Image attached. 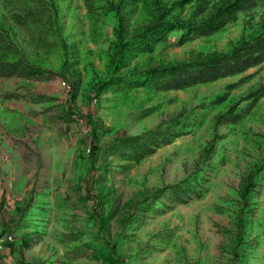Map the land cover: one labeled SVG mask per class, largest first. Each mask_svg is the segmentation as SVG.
Here are the masks:
<instances>
[{
  "label": "rangeland",
  "instance_id": "obj_1",
  "mask_svg": "<svg viewBox=\"0 0 264 264\" xmlns=\"http://www.w3.org/2000/svg\"><path fill=\"white\" fill-rule=\"evenodd\" d=\"M232 2L0 0V59L39 69L0 78L1 264H264V61L149 79L264 30V0L174 26Z\"/></svg>",
  "mask_w": 264,
  "mask_h": 264
},
{
  "label": "trees",
  "instance_id": "obj_2",
  "mask_svg": "<svg viewBox=\"0 0 264 264\" xmlns=\"http://www.w3.org/2000/svg\"><path fill=\"white\" fill-rule=\"evenodd\" d=\"M257 1L234 0V2L225 5L219 13L212 14L204 21L197 23H176L174 26L186 31L189 30L192 34L206 36L220 30L230 21L235 20L240 11L250 10L256 5ZM192 36L188 35V39ZM263 61L264 30L248 39L242 40L228 53L207 59L175 64L167 67L165 70L162 69L157 70L156 73H150L149 79L156 89H179L198 83L213 81L221 77L236 75L248 68L261 64ZM38 71V67L23 60L7 61L0 59V78L12 76L33 78L37 76ZM151 152L149 151L148 153Z\"/></svg>",
  "mask_w": 264,
  "mask_h": 264
},
{
  "label": "built area",
  "instance_id": "obj_3",
  "mask_svg": "<svg viewBox=\"0 0 264 264\" xmlns=\"http://www.w3.org/2000/svg\"><path fill=\"white\" fill-rule=\"evenodd\" d=\"M10 237V236H9ZM1 264V263H0Z\"/></svg>",
  "mask_w": 264,
  "mask_h": 264
}]
</instances>
